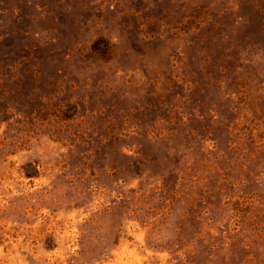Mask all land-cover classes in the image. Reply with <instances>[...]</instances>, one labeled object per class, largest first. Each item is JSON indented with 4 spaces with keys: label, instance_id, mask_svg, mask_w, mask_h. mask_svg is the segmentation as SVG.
I'll return each mask as SVG.
<instances>
[{
    "label": "rangeland",
    "instance_id": "obj_1",
    "mask_svg": "<svg viewBox=\"0 0 264 264\" xmlns=\"http://www.w3.org/2000/svg\"><path fill=\"white\" fill-rule=\"evenodd\" d=\"M0 264H264V0H0Z\"/></svg>",
    "mask_w": 264,
    "mask_h": 264
}]
</instances>
